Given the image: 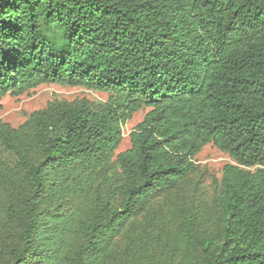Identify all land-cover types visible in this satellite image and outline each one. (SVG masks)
Masks as SVG:
<instances>
[{
    "label": "trees",
    "instance_id": "obj_1",
    "mask_svg": "<svg viewBox=\"0 0 264 264\" xmlns=\"http://www.w3.org/2000/svg\"><path fill=\"white\" fill-rule=\"evenodd\" d=\"M41 84L107 100L0 120V264H146L157 247L159 264H264V0H0V99ZM208 143L232 160L211 226L177 208L166 239L149 217L129 235Z\"/></svg>",
    "mask_w": 264,
    "mask_h": 264
},
{
    "label": "rangeland",
    "instance_id": "obj_2",
    "mask_svg": "<svg viewBox=\"0 0 264 264\" xmlns=\"http://www.w3.org/2000/svg\"><path fill=\"white\" fill-rule=\"evenodd\" d=\"M57 100L77 101L86 100L92 105L104 103L107 100V93L88 90L83 87L69 86L64 84H41L20 95L7 94L0 99V120L9 123L12 127L22 124L28 115L39 109H43L48 103ZM148 108H142L134 112L122 125V140L116 153L123 151L130 146L129 133L142 121ZM0 155L13 163L14 158L0 145ZM231 158L214 144H206L195 156V168L188 176L179 194H174L172 199L165 196H158L152 200L149 212H144L132 224L133 229L128 231L129 235H139L143 232L145 218L150 221L146 227L153 229L150 233L161 240L168 237V232L175 230L181 223L179 216L174 215L177 208L184 209L186 214L194 216L196 231L203 232L210 227L215 214L216 194L221 178L222 168L225 164L231 163ZM151 231V230H150ZM10 235L6 239L10 240ZM127 242V235L123 233L115 238L114 249L120 253ZM159 258L146 264H159L165 258L160 254V248L154 250ZM162 256V257H161Z\"/></svg>",
    "mask_w": 264,
    "mask_h": 264
}]
</instances>
